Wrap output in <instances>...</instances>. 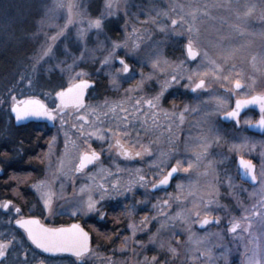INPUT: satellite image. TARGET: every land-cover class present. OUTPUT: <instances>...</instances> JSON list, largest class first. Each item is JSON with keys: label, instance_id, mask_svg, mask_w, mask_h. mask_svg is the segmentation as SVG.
<instances>
[{"label": "rangeland", "instance_id": "rangeland-1", "mask_svg": "<svg viewBox=\"0 0 264 264\" xmlns=\"http://www.w3.org/2000/svg\"><path fill=\"white\" fill-rule=\"evenodd\" d=\"M6 14L14 18L21 16L24 20L33 16L36 31L31 41L35 44V54L26 66L27 72L6 89L10 110L15 103L35 95L56 115V126L48 128L50 139L41 154L44 175L33 188L36 194L31 210L42 212L43 222L51 226L63 216L85 219L103 215L105 206H119L127 218L123 230L126 237L111 251L95 247L87 262L163 264L167 246L163 241L153 240L160 229L149 232L151 223L162 214L156 210L157 206L153 214L144 211L151 206V196L145 191L144 197L135 200L128 192L105 194L100 184L115 174V161L109 168L105 164L107 160H103L83 178V186L75 185L74 170L79 156L83 150L98 154L90 147L105 150L108 144L109 150L100 152L111 159L114 156L110 150L111 139L118 134L114 128L121 121L125 127L137 128L140 133L151 124L156 127L164 123L169 116L170 134L176 136L177 145L185 147L181 152L172 143L169 153L176 161L179 175L186 176V181L179 178L175 182L174 190L178 192L171 194L170 205L174 206L177 198H182L181 190L191 193L192 197L181 199L188 206L198 200L193 191L214 190L212 181L221 173V168L227 164L230 170L235 167L231 163L233 156L228 155L237 156L248 149L245 145V149L227 145L220 116L231 109L234 102L231 95L242 98L264 94V0H6ZM187 44L200 52L195 61L187 56ZM119 57L132 63L130 74L119 65ZM53 72L63 78L67 87L99 76L108 82L105 93L109 97L104 95L101 101H93L91 97L85 107L76 109L73 119L79 133L85 135V146L81 141V144L76 141L69 144L72 131L68 111L74 109L61 108L56 99L58 91L44 89L39 83L38 76L49 79ZM200 81H205V88L187 98ZM235 83L244 87L235 91ZM178 89L186 94L184 103L164 107L165 96L176 94ZM212 103L215 106L210 111L208 107ZM61 109L65 111L62 115ZM184 126L189 127V132L183 135ZM205 136H209L208 142ZM76 143L78 146L72 147ZM157 165L166 169L161 159ZM159 168H155L157 177L161 174ZM201 176L205 180L196 183ZM23 180L21 177L19 185ZM22 197L19 195L18 199L24 202ZM157 204L163 207V200H157ZM166 216L170 217L169 221L178 222L172 217L178 215ZM197 216L186 215V220L181 222L197 223L200 221L194 219ZM261 216L254 221L261 223L264 238V214ZM6 232L0 226V243L8 235ZM10 233L15 236L12 229ZM22 253L30 260L34 258L29 245L22 248ZM161 253L163 257L159 256Z\"/></svg>", "mask_w": 264, "mask_h": 264}, {"label": "flooded vegetation", "instance_id": "flooded-vegetation-1", "mask_svg": "<svg viewBox=\"0 0 264 264\" xmlns=\"http://www.w3.org/2000/svg\"><path fill=\"white\" fill-rule=\"evenodd\" d=\"M119 59L123 60V63H119V65L125 71L129 67L128 72L125 73L130 74L133 70L132 63L124 57H119ZM97 79L99 78L90 80L95 81L97 84ZM96 84L89 90L87 101ZM204 85L200 88L194 86L190 90L187 98L190 99L196 92L204 89ZM174 93L176 94L172 95L169 93L165 96L163 102L164 107L170 108L176 103H184L183 100L186 98V94H182L180 89ZM256 95L264 94L254 93L242 98L235 96V94L231 95L233 96L234 102L231 109L226 113L236 108L237 99H251ZM28 98L32 97L30 96ZM214 106L215 104L212 103L208 109L213 111ZM250 106L238 117V123L235 120L227 123L222 121L221 117L226 113L220 116V120L224 126L221 130H226L225 139L227 145L233 146L235 149L241 146L245 149V146H248V149L243 154L237 156L232 155V153L228 155V157L233 156L231 163L235 167L230 170V165L227 164L221 168V173L215 176V181H212L211 188L214 190L209 192H203L202 190L193 191L192 194L198 199L193 205L188 206L189 203L183 201L187 196L192 197L191 193L186 190H181L182 192L179 193V196L182 198H177V204L174 206L170 205L171 194L174 193L176 195V192H178V190H174L175 182L179 178H183V180L186 178V176L179 175V170L169 188L154 190L167 176L169 171L173 167H177L176 161L171 159V154L169 153L172 148V143L175 144L173 145L174 148L183 152L182 149L184 146L177 145L176 136L170 134L169 116L164 119V123H159L156 127L151 124L150 127L146 128L147 130L143 129L140 133H138L137 128L125 127L121 121L118 127L114 128L118 134L111 139L113 141V147L110 150L113 151V158H107L105 152H100V150H104L103 148L99 150L97 147H90L93 151L99 152L98 154H92L91 152L85 153L87 150H83L74 170L75 175L73 181L75 185H80L81 187L85 182L83 178L98 164H102L103 160H107L105 164L107 167L109 165V168L111 165H114L111 162L115 161V174L110 175L109 179L104 178L100 186L105 194L118 195L119 193L122 195L124 192L132 193L134 200L144 197V191L151 196V206L145 208L144 211L153 214V210L157 206L156 210H158L159 214H162L157 219L155 218L154 223H151L152 228L149 232L155 233L157 229H160L159 232H156L157 235H154L153 240L156 242L163 241L167 246V255L163 264H246V262L255 263L256 261L264 264V255L262 254L264 238L261 235V223L254 221L256 217L258 218V216L264 214V127L262 126V120L264 119V98L262 97L260 100L254 101ZM60 107L63 109L66 108ZM70 108H73L74 111H68V123L72 131L68 139L69 144L75 141L77 143L81 141L82 146H85L87 144L84 141L85 139H83L85 135L83 132L82 134L79 133L76 121L73 119L78 112L76 109L79 108ZM121 109L120 113L122 111ZM49 110L54 111L50 107ZM63 112L65 111L61 109L59 114L62 115ZM167 123L168 125L166 126ZM33 124L35 125L34 129L36 131H48V125L41 123H30L25 125V127ZM182 130L184 135L189 132V127L186 126L185 128L184 126ZM208 137L205 136L204 140L206 141ZM81 142L78 144H81ZM77 143L73 144L72 147L76 148L78 146ZM107 147L108 144H105V150H109ZM145 149L147 151L146 153L144 152ZM228 151L227 153H229ZM85 154H92L97 156L98 159L94 165L81 168V158ZM239 158H244L246 161L255 165L256 184L242 179L238 166ZM160 159L163 165H166V169L163 167L159 168L161 165H157L159 172H161L159 177H157L155 168H157L156 162H159ZM40 164L42 166L40 173L31 170L29 171V176L24 174L23 184L19 185L21 187L19 190L20 193L14 191V195L10 193V195L4 196L0 200V226L5 227L7 230L6 233H8V235L3 237L2 243H0V264H12L13 262V264H29V262L31 264H90L87 260L95 247L101 246L102 251L105 252L113 250L114 245H117L118 242L120 243L126 237L125 235H127L126 232L123 233V230L127 226V218L119 206H105L103 208V215L88 216L85 219L63 216L57 218L51 226L43 222L42 212L31 210L33 204L32 198L36 194L33 188L44 175L43 163L41 162ZM1 165L0 177H3L5 175V168H3V164ZM166 171L168 172L164 175ZM144 172L145 174H141ZM224 173H228V175ZM156 179L157 181L155 182ZM202 180L205 179L201 176L196 183H200ZM23 187H25V190H23ZM148 187L150 190L147 189ZM198 188H201L199 184ZM19 195L23 196L24 202L18 199ZM161 199L163 200V207L157 204V200ZM8 203L9 207L6 208L5 205ZM168 213L178 215L172 216L178 222L174 223L169 221L170 217L168 218L166 216ZM197 214H199V217L194 218L200 220L197 223L192 221L181 222L182 220H186V215L194 217ZM202 215L205 216L202 217ZM27 219H39L41 223L53 229L80 227V229L85 230L90 236L91 249L89 253L81 257L66 253L56 255L44 253L29 240L26 231L16 225L17 221ZM206 219H208V222L204 223ZM112 221L120 224V226L115 231L114 237L110 236L107 239L105 237L106 233L103 230L112 225ZM11 229L15 233V236H12L10 233ZM167 243L169 244L167 245ZM28 245L34 255V258H31V260L22 253V248ZM260 253L261 255H259ZM159 256L163 257L162 253Z\"/></svg>", "mask_w": 264, "mask_h": 264}, {"label": "trees", "instance_id": "trees-1", "mask_svg": "<svg viewBox=\"0 0 264 264\" xmlns=\"http://www.w3.org/2000/svg\"><path fill=\"white\" fill-rule=\"evenodd\" d=\"M5 13L6 0H0V166L3 164L5 168V175L0 177V200L14 191L20 193L21 187L18 182L24 174L29 176L31 170L36 173L41 172V154L50 139L48 131H36L34 124L26 127H17L14 124L8 94L5 96L6 89L12 87L14 81L17 83L27 72L26 66L30 65L31 58L35 54V44L31 41L36 31L33 26V16L24 20L21 16L14 18ZM38 80L44 89L54 92L68 86L55 72L49 76V79H44V76L40 75ZM96 81V87L90 98L93 97V101H101L104 95H107L105 92L108 90V82L103 76H99ZM3 104L5 107L2 106ZM119 226L120 224L112 221V225L103 230L106 233L105 237L107 239L110 236L114 237Z\"/></svg>", "mask_w": 264, "mask_h": 264}, {"label": "water", "instance_id": "water-1", "mask_svg": "<svg viewBox=\"0 0 264 264\" xmlns=\"http://www.w3.org/2000/svg\"><path fill=\"white\" fill-rule=\"evenodd\" d=\"M186 53L190 61H195L200 52L194 49L191 44L186 45ZM118 63H123L119 59ZM129 70L127 67L126 71ZM96 82L92 80H79L65 89H61L56 93V99L63 107L81 108L87 105L88 93L91 88L95 86ZM205 84V81H200L196 88H200ZM244 87L241 83H235V91H239ZM264 98V95H256L251 99H237L236 108L229 113L224 114L221 119L224 122L236 121L238 117L247 108L251 107L256 100ZM264 109V108H263ZM12 117L17 127L25 126L30 123H41L48 125L49 128L56 126L55 113L49 110V106L41 98H28L23 102H17L11 107ZM264 127V119L262 120ZM98 157L92 154H85L81 158V168H87L94 165ZM238 166L240 168L241 177L243 180L252 184H256L255 165L246 161L244 158H239ZM178 173V168L173 167L167 176L154 188L158 190L161 188H169L174 177ZM9 207V203L5 205ZM208 219L204 220L207 223ZM16 225L26 231L29 240L35 247L42 250L44 253L56 255L59 253H66L81 257L89 253L91 249V241L89 234L80 229V227L53 229L41 223L39 219H27L17 221Z\"/></svg>", "mask_w": 264, "mask_h": 264}]
</instances>
